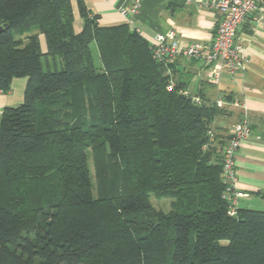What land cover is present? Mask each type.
Here are the masks:
<instances>
[{
  "label": "trees",
  "instance_id": "1",
  "mask_svg": "<svg viewBox=\"0 0 264 264\" xmlns=\"http://www.w3.org/2000/svg\"><path fill=\"white\" fill-rule=\"evenodd\" d=\"M81 15L76 34L71 0H0V91L27 80L0 117V264H264V211L228 215L203 149L220 110L169 91L138 33Z\"/></svg>",
  "mask_w": 264,
  "mask_h": 264
},
{
  "label": "crops",
  "instance_id": "2",
  "mask_svg": "<svg viewBox=\"0 0 264 264\" xmlns=\"http://www.w3.org/2000/svg\"><path fill=\"white\" fill-rule=\"evenodd\" d=\"M213 0H144L139 15L130 27L119 13L126 0H71L73 9V30L78 34L85 21L82 10L95 16L100 27L126 25L147 41L155 34L175 31L179 47L185 48L195 42L207 43L214 35L219 13ZM261 16V20L257 17ZM245 55L249 60L243 72L230 74L223 70L218 82L207 77L206 68L196 61L177 58L170 66V78L174 84L192 98L203 103L216 102L228 105L235 100L228 125L241 119L247 112L250 120V135L242 141L235 155L237 205L239 209L264 211V199L257 195L264 193V8L256 12L237 32ZM45 51V42L40 40ZM26 78L11 81L8 93L0 91V111L22 104ZM227 128V129H228Z\"/></svg>",
  "mask_w": 264,
  "mask_h": 264
},
{
  "label": "built area",
  "instance_id": "3",
  "mask_svg": "<svg viewBox=\"0 0 264 264\" xmlns=\"http://www.w3.org/2000/svg\"><path fill=\"white\" fill-rule=\"evenodd\" d=\"M144 0H126L124 6L119 8L120 15L130 27L139 15ZM219 13V19L214 35L209 42H195L188 47L180 48L179 40L175 31L165 34H155L149 41V49L155 61L164 65L166 74L170 76L169 66L177 59L183 58L188 61L200 62L207 71V77L215 82L219 81L223 70L230 74H236L246 70L249 63L245 55L242 42L237 38V32L256 12L264 8V0H213ZM261 20V16L257 17ZM135 32L139 31L135 29ZM175 88L172 79L169 80L167 89ZM186 95V92L181 91ZM192 102L199 105L200 99L192 98ZM222 104V99L216 101ZM2 111H0V117ZM207 144L203 149L215 146L217 134L213 130L207 131ZM250 135V120L246 111L242 113L241 119L236 124L221 148V177L225 184L222 199L228 203V215L236 216L237 213V192L235 155L242 141Z\"/></svg>",
  "mask_w": 264,
  "mask_h": 264
},
{
  "label": "rangeland",
  "instance_id": "4",
  "mask_svg": "<svg viewBox=\"0 0 264 264\" xmlns=\"http://www.w3.org/2000/svg\"><path fill=\"white\" fill-rule=\"evenodd\" d=\"M91 49H93V45H91ZM47 63L49 65L50 70L54 69L52 60L48 58L46 61L43 59V69L44 70L47 69V66H46ZM56 64H57V67L59 68L60 66L58 65V63ZM235 103H236L235 100H229L228 105L218 104L217 102L210 103V104L216 105V107L220 110V114L214 118L210 126V130H213L217 134L215 147L218 149L222 148V146L224 145V142L226 141L228 137V130H229L228 125L230 122L229 118L231 114H233L232 109L235 108L233 106V104ZM239 121L235 123L234 125L230 126V128L232 129L236 124L239 123ZM88 164H89V171H90L93 194L96 195L97 194V181L95 178V169H94V163H93L91 152H88ZM149 202L155 211H162V212L170 211V199L169 198L156 197L154 194L151 193L149 194Z\"/></svg>",
  "mask_w": 264,
  "mask_h": 264
}]
</instances>
